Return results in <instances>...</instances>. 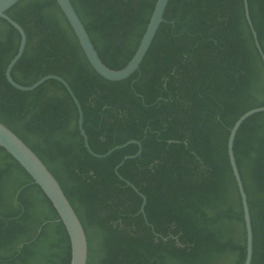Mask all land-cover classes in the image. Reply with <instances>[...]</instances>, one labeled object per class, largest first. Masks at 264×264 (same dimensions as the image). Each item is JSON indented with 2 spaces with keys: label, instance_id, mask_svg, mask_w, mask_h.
<instances>
[{
  "label": "trees",
  "instance_id": "obj_1",
  "mask_svg": "<svg viewBox=\"0 0 264 264\" xmlns=\"http://www.w3.org/2000/svg\"><path fill=\"white\" fill-rule=\"evenodd\" d=\"M101 59L123 66L156 0H70ZM264 53V0H247ZM6 12L26 41L5 76L20 34L0 17V121L60 183L87 236L88 264H242L246 229L227 140L236 118L264 104V61L244 0H168L139 66L111 80L88 61L56 0H17ZM233 152L246 192L253 243L264 264V110L239 125ZM130 180L145 195L126 182ZM70 241L49 198L0 145V264H69Z\"/></svg>",
  "mask_w": 264,
  "mask_h": 264
},
{
  "label": "water",
  "instance_id": "obj_2",
  "mask_svg": "<svg viewBox=\"0 0 264 264\" xmlns=\"http://www.w3.org/2000/svg\"><path fill=\"white\" fill-rule=\"evenodd\" d=\"M16 1L17 0H0V17H3L7 21H9L18 30L20 34L17 51L8 61L5 67V76L7 80L13 86L24 90L34 88L48 78H55L61 81L76 104L78 111L77 123H78L79 131L83 137V143L87 148V150L95 156H105L115 148L122 147L130 142H136L138 144L137 151L133 154L124 155L123 158L115 165V171L117 172V174H119L117 167L124 161V159L131 156H135L140 152L141 150L140 140L136 138H130L122 143H118L111 146L105 152H101V153L96 152L89 145L87 134L82 125L83 113H82L81 104L77 96L75 95L74 91L72 90L70 84L65 78H63L61 75L56 73H47L39 77L31 84H22L16 81L12 77L11 68L13 64L16 62V60L20 57L26 41V34L23 27L19 24V22L13 19L6 12L7 8H9ZM56 1L59 4L60 8L62 9L63 13L65 14L71 27L73 28L79 40V43L92 67L103 77L111 80H117L128 76L138 68L139 63L141 62L145 52L147 51L160 22L164 19L163 12L168 0L155 1L149 20L146 24V27L143 31V34L139 40V43L135 51L128 59V61L119 68L110 67L101 59L96 48L94 47V44L90 39V36L82 20L80 19L78 13L76 12L72 2L70 0H56ZM244 7H245L246 18L248 20L249 25L252 28V24L248 12L247 0H244ZM253 35L255 37V42L261 52L262 59L264 61V53L262 52L260 45L256 39V34L254 30H253ZM260 110H264V104L251 107L245 110L244 112H242L232 124L227 140L228 156L241 197L243 217H244L245 229H246V251L242 264H250L251 256H252L253 234H252V226H251V219H250L249 207L247 203L246 192L243 187V183L240 177V173L233 152V140L235 137V133L241 122L251 113ZM0 145L3 146L25 168V170L32 177L33 181H35L40 186V188L43 190L45 195L49 198L54 208L56 209L57 213L59 214V218L63 222L66 232L69 236V241H70L69 264H88V257H87L88 244H87L86 232L84 230L83 224L79 216L74 210L68 197L64 193L57 178L48 169L46 164L36 154V152L16 132H14L10 127H8L2 121H0ZM119 176L121 175L119 174ZM126 182L130 184L142 196L140 211H143L144 203L146 199L145 195L141 191H139L138 188L130 180L126 179Z\"/></svg>",
  "mask_w": 264,
  "mask_h": 264
}]
</instances>
